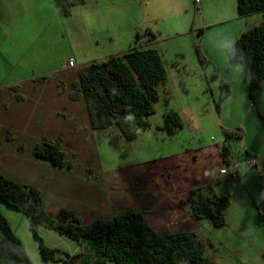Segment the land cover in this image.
I'll use <instances>...</instances> for the list:
<instances>
[{"label": "rangeland", "instance_id": "obj_1", "mask_svg": "<svg viewBox=\"0 0 264 264\" xmlns=\"http://www.w3.org/2000/svg\"><path fill=\"white\" fill-rule=\"evenodd\" d=\"M202 1L209 8L207 15L196 13L194 0H83L82 4L76 6L73 9L76 19L72 20V15L68 17L72 22L68 23L72 41L70 44L57 41L51 48L52 59L55 62L64 61V71H67L69 56H75L81 62L82 58L87 59L89 64L114 55L121 56L130 49L138 32L142 36L138 46L149 45L156 49L167 71L166 79L156 86L159 100L155 104V114L149 117L151 126L131 141L124 139L115 127L92 130L88 128L89 116L83 101L74 102L67 97L57 99L54 85L37 94L24 85L20 88L24 99L18 100L13 95L12 86L6 84L9 81H5L2 75V174L19 184L39 189L47 213L52 218L60 209L75 210L82 224L87 225L109 217L104 218L101 211L85 207V202L79 198L74 199L81 185L74 184L72 194L69 177L86 178L97 189L111 188L112 183H118L126 176L130 178L133 173L142 175L151 172V168L153 172L166 169L167 162H170L168 154L182 149L181 144L185 142L184 148H192L201 142L216 143L225 136L223 130L227 128L226 125L242 128L245 136L246 126L253 130L249 112L254 106H264V81L259 88L251 89L249 71L231 61L227 48L242 33L260 25L264 21V14L255 12L247 17L231 19L238 12L236 0ZM219 19L225 21L207 26L204 32L199 31L203 20L211 22ZM82 22H85V27ZM62 23L63 20L55 21L59 28ZM81 25L83 29L79 28ZM147 29L156 35L154 42L145 41ZM71 32L77 34L80 47L76 46ZM197 47L205 57L203 62L198 56ZM77 69L69 68L66 73L77 76ZM11 96L14 97L5 108L4 104ZM171 111L177 113L183 123V127L173 135L168 134L164 122L165 113ZM255 121L264 130V116L257 112ZM261 136L264 138V133ZM44 139L61 145L70 168H58L33 154L35 144ZM231 201L228 211L233 214L226 226L218 228L209 220L202 221L198 236L208 264L210 259L217 264H264V243H254L251 238L242 246L244 255L236 258L231 245L237 243V238L231 226L236 224L237 217H241L243 206L241 198L235 195ZM258 206L262 208L261 203ZM0 213L21 240L32 264H58L42 260L39 244L22 213L2 203ZM245 214L249 215L250 223L256 226L254 234L259 233V223L263 219L256 210L246 209ZM38 233L46 246L58 250V258L73 253L79 247L67 237L45 228L40 227Z\"/></svg>", "mask_w": 264, "mask_h": 264}, {"label": "trees", "instance_id": "obj_2", "mask_svg": "<svg viewBox=\"0 0 264 264\" xmlns=\"http://www.w3.org/2000/svg\"><path fill=\"white\" fill-rule=\"evenodd\" d=\"M239 17L255 12L264 14V0H236ZM62 17L72 15L73 9L83 0H55ZM200 32H203L200 30ZM148 43L156 35L147 29ZM142 38L138 33L130 49L121 56L91 63L77 70V80L72 84L70 99L85 102L90 128L105 130L115 127L124 139L140 137L151 123L159 100L156 86L167 77L161 54L154 48L138 46ZM234 64L249 71L250 88H259L264 81V21L241 34L227 48ZM197 53L205 57L199 47ZM43 80V79H41ZM16 90V88H15ZM20 99L23 97L18 95ZM165 129L169 135L183 127L179 115L173 111L164 115ZM225 139L241 140L242 128L224 129ZM227 159L231 153L227 143L222 148ZM33 154L51 162L58 168H70L61 145L49 139L35 144ZM0 203L22 213L30 223V230L38 242L39 253L45 263L58 264H208L205 249L196 233H171L158 235L141 212L129 210L115 214L107 220L82 224L71 210L61 209L55 218L48 215L39 189L19 184L5 177L0 170ZM231 200L218 195L211 187L192 190V216L209 220L215 227L226 225V210ZM65 236L79 246L78 253L57 257V249L46 246L39 236V228ZM0 264H32L21 240L10 223L0 213Z\"/></svg>", "mask_w": 264, "mask_h": 264}, {"label": "crops", "instance_id": "obj_3", "mask_svg": "<svg viewBox=\"0 0 264 264\" xmlns=\"http://www.w3.org/2000/svg\"><path fill=\"white\" fill-rule=\"evenodd\" d=\"M208 9L201 0L199 10L195 11L207 15ZM75 16L76 13L72 11L70 18L76 19ZM235 18H240L238 12L231 19ZM56 20H63V26L60 25L62 30L55 25ZM205 20L202 21L200 28L203 32L207 26L225 21L219 19L206 22ZM69 22L72 24L68 17L59 14L55 0H0V82L5 77V81H9L6 84L12 86L13 95L18 100L24 99L20 93V88L24 85L33 89L34 94L49 85H54L57 99L67 97L70 101H74L70 99L69 94L77 76L72 77L69 72L66 73L69 68L64 71L66 70L63 66L64 61L55 62L51 55V48L57 41L71 43L68 33ZM82 24L86 26L85 22ZM83 26L79 28L83 29ZM71 35L74 36L76 46L80 47L77 34L71 32ZM87 41L90 40L87 38ZM89 47L92 48L91 45ZM68 59L74 60L76 64L70 69H80L89 65L88 60L84 58H82L83 62L75 56H69ZM18 95L23 98L20 99ZM14 96L6 100L5 108H8ZM81 101L83 100L74 102ZM262 110L264 106L263 108L254 106L249 112L254 128L249 130L246 126V136L243 140L227 141L225 136H222L216 143L201 142L192 148H184L185 142L181 144L182 149L168 154L170 162H167L168 167L164 170L153 172L151 168V172L142 175L133 173L130 178L124 174L126 177L118 183H112L111 188L98 189L87 182L86 178L81 180L69 177L70 191L73 194V185L79 183L81 189L76 190L74 195L77 196H74V199L79 198L81 202H85V207L101 211L104 218L110 219L115 214L129 210L141 212L158 235L171 233L199 235L203 220L195 219L191 213L193 189L211 187L216 194L226 195L230 200L235 195L241 198L243 208L241 217H237L236 224L231 226L237 238V243L232 244L231 247L234 248L236 258L243 256L242 246L248 243L247 239H253L254 243H264V138L261 136L264 130L259 128L255 121L257 112L264 116ZM231 125H226L225 129L235 128L233 124ZM225 143L231 150L227 159L222 152ZM253 162L254 164L251 165ZM223 168L234 173L236 177L223 180L220 175V170ZM259 203L262 208H259ZM229 208L226 210V225L228 218L233 214V212L229 214ZM246 209L256 210L263 219L259 223L261 231L257 234L253 231L256 228L255 224H251L249 215L245 214ZM75 213L77 214L76 211ZM78 252L79 247L73 251V253ZM209 264L217 263H213V259H210Z\"/></svg>", "mask_w": 264, "mask_h": 264}, {"label": "built area", "instance_id": "obj_4", "mask_svg": "<svg viewBox=\"0 0 264 264\" xmlns=\"http://www.w3.org/2000/svg\"><path fill=\"white\" fill-rule=\"evenodd\" d=\"M194 6H195L196 10L198 11L199 7H200V0H194ZM66 66L69 68H74L76 66L75 61L72 59L69 60L66 64ZM253 164H254V162L251 165H253ZM220 175L223 177V180H226L227 178L234 179L236 177V175L234 173H230L226 168H223L220 170Z\"/></svg>", "mask_w": 264, "mask_h": 264}]
</instances>
